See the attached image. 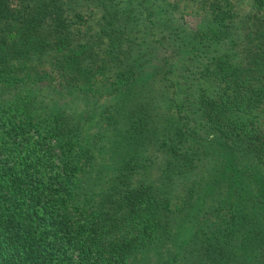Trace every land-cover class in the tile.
Instances as JSON below:
<instances>
[{"label": "trees", "instance_id": "obj_1", "mask_svg": "<svg viewBox=\"0 0 264 264\" xmlns=\"http://www.w3.org/2000/svg\"><path fill=\"white\" fill-rule=\"evenodd\" d=\"M196 7L0 0V264H264V0Z\"/></svg>", "mask_w": 264, "mask_h": 264}, {"label": "rangeland", "instance_id": "obj_2", "mask_svg": "<svg viewBox=\"0 0 264 264\" xmlns=\"http://www.w3.org/2000/svg\"><path fill=\"white\" fill-rule=\"evenodd\" d=\"M175 1L178 4V6L187 15V20L190 23V27H194V23H195L194 19H196V18L193 19L192 14H193V12H196L198 10L196 6H201L202 7L203 3L206 0H202V1H199V2H196L194 0H175ZM76 9L80 12V15H81V17L79 19L80 20L79 24H77L78 27L85 28L86 25H89V26H94L95 25V22L97 20V11L91 4L84 3L83 5L79 6V8H76ZM97 79H98V81L97 82H93V84L99 86L98 87V89H99L104 84V81L100 80V79H103L101 77H97ZM3 86H4V90H3ZM30 86H31L30 84L12 85L11 83H9L7 81L0 82V88L2 87L0 89V98L6 99L9 96H12L11 92L13 90L16 91L15 94H17L19 92L27 91L30 88ZM42 94L44 96H46V92L45 91H42ZM85 96H89V94H87ZM56 97H57V95L55 94L54 98H56ZM82 97H84V96H82ZM82 97L78 96V98H77V101L79 100V103H80V104H78V108H77L78 110L79 109L81 110L84 107H89V110H90L92 105L95 104L94 101H96L97 103L101 102L100 99L97 98V100H96L95 97H93V96L92 97L83 98V99H82ZM170 242H172V241L170 240ZM162 244H163V247L165 249L166 245H165V242L163 241L161 243H157V242L153 243V246L151 248L146 249L144 252H146L147 255H150L151 254L150 251L152 250L157 255L159 250H161L160 246ZM163 247H162V249H163ZM173 254H174V251H170V259H171V256ZM195 258H197V257H195ZM157 260H158V258H157ZM160 260H162V258H160Z\"/></svg>", "mask_w": 264, "mask_h": 264}]
</instances>
